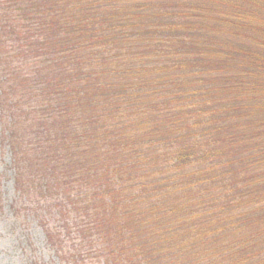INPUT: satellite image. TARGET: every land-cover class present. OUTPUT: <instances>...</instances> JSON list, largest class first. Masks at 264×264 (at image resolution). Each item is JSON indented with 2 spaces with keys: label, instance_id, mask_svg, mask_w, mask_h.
Wrapping results in <instances>:
<instances>
[{
  "label": "trees",
  "instance_id": "obj_1",
  "mask_svg": "<svg viewBox=\"0 0 264 264\" xmlns=\"http://www.w3.org/2000/svg\"><path fill=\"white\" fill-rule=\"evenodd\" d=\"M6 155L50 261L264 264V0H0Z\"/></svg>",
  "mask_w": 264,
  "mask_h": 264
},
{
  "label": "rangeland",
  "instance_id": "obj_2",
  "mask_svg": "<svg viewBox=\"0 0 264 264\" xmlns=\"http://www.w3.org/2000/svg\"><path fill=\"white\" fill-rule=\"evenodd\" d=\"M6 162L7 155L0 158V171L6 169ZM2 178L4 189L0 194L1 200L4 198V209H0V264H59L49 260L50 257L55 259L54 254L45 245V236L35 223L24 219L10 220L7 202L11 197L12 182L9 175H2ZM29 251L33 253L32 257Z\"/></svg>",
  "mask_w": 264,
  "mask_h": 264
}]
</instances>
